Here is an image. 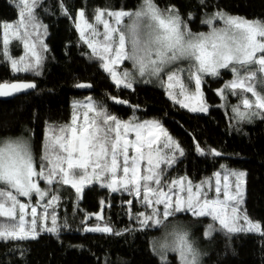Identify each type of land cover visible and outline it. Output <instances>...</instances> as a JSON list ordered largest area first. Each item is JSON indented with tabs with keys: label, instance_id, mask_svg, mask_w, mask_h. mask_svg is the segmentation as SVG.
Listing matches in <instances>:
<instances>
[{
	"label": "snow or ice",
	"instance_id": "snow-or-ice-1",
	"mask_svg": "<svg viewBox=\"0 0 264 264\" xmlns=\"http://www.w3.org/2000/svg\"><path fill=\"white\" fill-rule=\"evenodd\" d=\"M14 3L19 9L18 20L0 23V55L14 73L39 75L48 51L43 40L47 26L37 15L42 0ZM200 6H206L205 0H200ZM60 7L62 14L71 18L62 0ZM125 17L131 20L129 24L123 23ZM214 20H222L224 27H215ZM203 23L210 31L193 33L175 6L162 10L154 0H144L134 13L96 8L89 21L81 8L74 18L80 41L91 49V58L100 63L117 88L131 89L139 79L147 76L145 82L149 83L155 78L174 103L192 112H206L202 90L205 77L218 78L221 70L230 69L233 79L217 89V95L225 103L229 92L241 97L240 103L232 106L238 121L264 118V93L257 91L258 85H264V20L218 11ZM12 41L22 43L24 55L11 56ZM124 61L132 62V70H119ZM185 61L187 67L178 66ZM36 86L32 82L0 83V97ZM194 147L201 155H221L199 143ZM184 154L182 146L157 119L140 120L135 115L120 119L91 96L74 101L69 123L46 127L44 154L38 166L26 139L9 140L0 146V218H4L0 220V240L35 239L41 232H57L61 190L70 186L79 200L85 187L94 184L111 193L122 191L132 196L127 207L139 203L145 209L131 212L141 228L164 227L162 237L154 242L161 264H170V253L178 255L179 264H200V253L188 228L179 221L167 223L178 213L210 217L213 223L206 227L205 237H211L213 231L264 235V227L252 221L241 207L246 173L221 165L200 182L187 175L169 180L168 170ZM21 198H27V202ZM104 203L101 201L102 207ZM97 219H102V214L98 213ZM86 230L114 231L107 222Z\"/></svg>",
	"mask_w": 264,
	"mask_h": 264
},
{
	"label": "trees",
	"instance_id": "trees-1",
	"mask_svg": "<svg viewBox=\"0 0 264 264\" xmlns=\"http://www.w3.org/2000/svg\"><path fill=\"white\" fill-rule=\"evenodd\" d=\"M62 2L71 18L62 14L61 0H42L37 10L39 20L47 26L43 40L48 49L39 75L14 73L10 63L0 55V83L31 81L37 85L26 94L0 100V144L20 135L27 136L38 166L44 154L46 127L69 123L74 100L89 95L118 117L125 118L135 111L140 118L158 119L185 152L170 169L171 175L183 173L200 182L211 177L221 165L241 169L246 173L241 207L252 221L264 227V118L233 121L217 105L220 96L216 90L232 79L231 70H221L218 78L205 77L202 90L209 104L207 113L181 107L162 88L152 84L135 83L131 89L117 88L100 63L91 58L88 46L80 41L74 27L75 12L83 8L86 16H90L96 8L134 9L141 0ZM154 3L162 10L175 6L193 33L207 32L209 26L203 21L218 11L248 20H264V0H205L203 7L200 0H154ZM18 12L14 0H0V23L17 21ZM213 24L222 26L218 20ZM9 49L13 58L24 55L20 41H12ZM80 82L90 83L91 91H78L75 86ZM227 96L231 100L240 97L230 92ZM112 98L127 103H116ZM196 143L206 150L216 149L222 156L207 152L201 155L194 147ZM60 196L56 209L59 230L41 232L35 239L0 240V264H161L152 242L162 226L141 228L131 218V212H142L143 207L135 203L129 209L126 205L132 196L122 191L111 193L99 184L85 187L79 200L70 186H65ZM101 201L105 202L103 207ZM97 213L102 214V219H97ZM172 220L190 227L192 235L199 238L205 249L203 264H264V235L260 233L229 235L213 231L211 237L205 238L204 227L213 223L210 217L178 213L169 219ZM105 222L113 232L86 230L97 225L103 227ZM168 260L170 264H179L175 254L170 253Z\"/></svg>",
	"mask_w": 264,
	"mask_h": 264
},
{
	"label": "rangeland",
	"instance_id": "rangeland-1",
	"mask_svg": "<svg viewBox=\"0 0 264 264\" xmlns=\"http://www.w3.org/2000/svg\"><path fill=\"white\" fill-rule=\"evenodd\" d=\"M144 4V0H141V2L138 4V6H136L134 9H123V8H121V9H117V10H115V11H119V10H124V11H128V12H136V11H139L140 9H141V7H142V5ZM77 10H79V9H77ZM77 10H76V12H77ZM112 11H114V10H112ZM76 12H75V16H76ZM219 12H223V11H219ZM223 13H225V12H223ZM213 14H211L209 17H206L205 18V20L206 19H208V18H210L211 16H212ZM228 15V14H227ZM231 16V15H230ZM87 17V19L89 20V21H92V18H93V14L92 15H90V16H86ZM237 17V16H236ZM75 18V17H74ZM74 21V20H73ZM218 21H220L221 23H222V26H219V27H217V28H222V27H224V24H223V21L222 20H218ZM131 22V20L128 18V17H125V18H123V23L124 24H129ZM209 26V25H208ZM101 30H102V27H101ZM210 31V27H208V30H207V32H205V33H208ZM90 50V52H91V49H89ZM179 67H187L188 65H187V62L185 61V62H183V63H181V64H179L178 65ZM132 68H133V66H132V62L131 61H124L123 63H122V66H120V71H123L124 69H128V70H132ZM174 70V69H173ZM184 76H186L187 74L185 73V74H183ZM260 74H258V76H259ZM149 78L146 76V77H144V78H142V79H139L138 80V82H135V83H146L145 82V80H148ZM163 79L166 81V79H167V73H165L164 74V76H163ZM232 79H233V77H232ZM231 79V80H232ZM230 80V81H231ZM134 83V84H135ZM133 84V85H134ZM146 84H152V85H155V86H158V87H160V88H162L164 91H165V88L164 87H161V85H160V81H158V80H156L155 78H152V82H149V83H146ZM222 88V87H221ZM192 89L194 90V84L192 85ZM220 89V88H219ZM257 91H259V92H261V93H264V85H258L257 86ZM165 94H166V91H165ZM247 96H248V98L249 99H254L252 96H251V94L250 93H247L246 94ZM166 96L168 97V95L166 94ZM87 97H89V95H85L84 97H82V98H80V99H75L74 101H82V100H85ZM169 98V97H168ZM181 99H182V97H180ZM170 99V98H169ZM240 100H241V97H239V98H234V99H230L228 96H227V102L225 103V101L223 100V99H221V97H220V101L218 102V106H220V107H222L224 110H225V112L230 116V118L233 120V121H238L236 118H235V116H234V114H233V112H232V106L233 105H236V104H238V103H240ZM206 102V101H205ZM74 103V102H73ZM206 104H207V106H208V110H209V104L206 102ZM187 109V108H186ZM187 110H189V109H187ZM190 111V110H189ZM208 111H206V112H197V113H207ZM72 113H73V108H72ZM112 114V113H111ZM114 115V114H113ZM133 115H135L136 117H138L140 120H149V119H156V118H140L138 115H137V113L135 112V111H132V113L129 115V116H127V117H125V118H121V117H119L120 119H123V120H128L131 116H133ZM118 117V116H117ZM253 119H255V118H253ZM252 119V120H253ZM158 120V119H157ZM251 120V121H252ZM21 138H23V139H26L28 142H29V144H30V140H29V138L27 137V136H24V135H20V136H17V137H14V138H10V139H7V140H5V141H3L1 144H0V146H2L6 141H9V140H17V139H21ZM228 169H231V170H235V171H237V172H243L241 169H239V168H229V167H227ZM220 169V167L218 168V169H216L215 171H213L212 172V174L214 173V172H216L217 170H219ZM171 172L172 171H170V169L168 170V172H167V177H168V179L170 180V179H172V178H178V177H180V176H184L185 174H183V173H180V174H177V175H171ZM41 187H44V185L42 186L41 185ZM22 199V201L23 202H27V198H21ZM35 201V197H33V202ZM145 209L143 208V211H144ZM98 214V213H97ZM97 214H95V216H97ZM100 214V213H99ZM4 218H0V220H3ZM175 221H178V220H172V221H169V222H167L168 224H171V223H173V222H175ZM180 222V221H179ZM182 223V222H181ZM183 224V223H182ZM183 225H185V224H183ZM209 225V224H208ZM207 225V226H208ZM186 226V225H185ZM206 226V227H207ZM187 227V226H186ZM206 227H204V232H203V235H204V233H205V230H206ZM188 228V230H189V232H190V234H191V238L195 241V243H196V247H197V249H198V251H199V253H200V264H203V256L205 255L204 253H205V249H204V246H202V243L199 241V238H196L195 237V235L193 236L192 235V233H193V231H192V229L190 228V227H187ZM164 231H165V229H164V227H162V230L160 231V233L154 238V240H153V242H152V249H153V251L160 257V255L158 254V252L157 251H155L154 250V242L155 241H158L161 237H162V235H163V233H164ZM205 237V236H204ZM205 238H209V237H205ZM176 255V257H177V259H178V261H179V258H178V255L177 254H175Z\"/></svg>",
	"mask_w": 264,
	"mask_h": 264
},
{
	"label": "water",
	"instance_id": "water-1",
	"mask_svg": "<svg viewBox=\"0 0 264 264\" xmlns=\"http://www.w3.org/2000/svg\"><path fill=\"white\" fill-rule=\"evenodd\" d=\"M12 82H31V81H12ZM12 82H7V83H12ZM32 83H33V82H32ZM81 84L89 85V87H79L78 85H81ZM75 88H76L78 91H80V92H85V93H87V92L91 91L92 86H91L90 83L80 82V83H77V84H76ZM33 89H34V88H33ZM33 89H27V90L22 91L21 93L14 94V95H12V96H8V97H0V100H6V99H10V98H13V97L18 96V95H21V94H26V93L32 91ZM220 156H222V155H220Z\"/></svg>",
	"mask_w": 264,
	"mask_h": 264
}]
</instances>
